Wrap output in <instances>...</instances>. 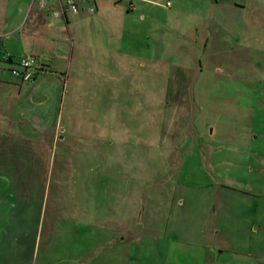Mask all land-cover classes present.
Masks as SVG:
<instances>
[{"label": "rangeland", "instance_id": "1", "mask_svg": "<svg viewBox=\"0 0 264 264\" xmlns=\"http://www.w3.org/2000/svg\"><path fill=\"white\" fill-rule=\"evenodd\" d=\"M95 2L0 0V264L264 245V0Z\"/></svg>", "mask_w": 264, "mask_h": 264}, {"label": "crops", "instance_id": "2", "mask_svg": "<svg viewBox=\"0 0 264 264\" xmlns=\"http://www.w3.org/2000/svg\"><path fill=\"white\" fill-rule=\"evenodd\" d=\"M218 236L219 239L214 241L213 239ZM200 240L201 243L197 245L183 243L189 248L199 249L195 257L192 256V253H185L188 258L192 256L190 258L192 262L198 263L201 258L203 262L210 264H264V245L262 243L232 241L226 236V232H221L220 229L215 232L212 230L209 233H206L204 229L200 230Z\"/></svg>", "mask_w": 264, "mask_h": 264}, {"label": "built area", "instance_id": "3", "mask_svg": "<svg viewBox=\"0 0 264 264\" xmlns=\"http://www.w3.org/2000/svg\"><path fill=\"white\" fill-rule=\"evenodd\" d=\"M37 7L46 10V13L52 17L62 18L66 22L68 15L93 14L96 2L95 0H37ZM32 63L30 56H22L18 60V68L10 69V73L18 79L26 80L31 75L29 71Z\"/></svg>", "mask_w": 264, "mask_h": 264}]
</instances>
